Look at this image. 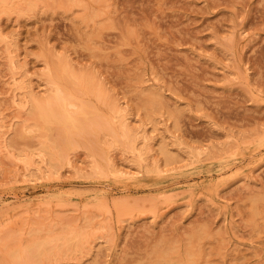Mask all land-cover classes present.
<instances>
[{
  "label": "rangeland",
  "instance_id": "obj_1",
  "mask_svg": "<svg viewBox=\"0 0 264 264\" xmlns=\"http://www.w3.org/2000/svg\"><path fill=\"white\" fill-rule=\"evenodd\" d=\"M4 1L0 264H264V0Z\"/></svg>",
  "mask_w": 264,
  "mask_h": 264
},
{
  "label": "bare ground",
  "instance_id": "obj_2",
  "mask_svg": "<svg viewBox=\"0 0 264 264\" xmlns=\"http://www.w3.org/2000/svg\"><path fill=\"white\" fill-rule=\"evenodd\" d=\"M4 2H5L4 0H0V4H3ZM55 74L61 75V76H64V75L72 76L68 67H61V68L59 67L56 70V72H54L52 70L49 71V77H50L49 82H50V85L52 86V89L54 90V94L52 96L46 98V99H43V100H38V99L33 100V107L35 110V116H34L35 127L33 129H31V131H38L39 133H44V130H46L47 127H50L55 122L60 123L62 125H66L65 123L71 122L73 127L76 125L77 117H71L64 112H59L60 114H58L56 112V110H58V109L61 110V108H67L68 105L73 104V101L67 97V95L65 93V89L63 88V84H61V82L55 77ZM76 83L80 84V85L85 84L83 81L81 83L80 82H76ZM75 90H77V89H75ZM64 140H63V142H64ZM103 159L108 163V165L113 170H117L115 164L111 163V161H109V159L105 158V155H103ZM169 160H170V158H169ZM59 238H65L66 240H68L69 237L60 235ZM35 242L37 244H39L38 240H35ZM42 246H43V244H42ZM37 251H38V254H42L44 252V251H41L39 248ZM21 252L23 253L22 250H21ZM22 253H20V254L22 255Z\"/></svg>",
  "mask_w": 264,
  "mask_h": 264
}]
</instances>
